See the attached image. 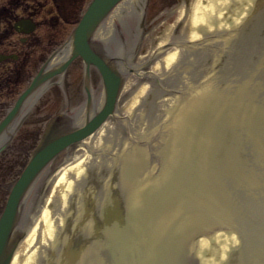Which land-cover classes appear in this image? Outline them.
<instances>
[{
	"label": "rangeland",
	"instance_id": "374dc122",
	"mask_svg": "<svg viewBox=\"0 0 264 264\" xmlns=\"http://www.w3.org/2000/svg\"><path fill=\"white\" fill-rule=\"evenodd\" d=\"M46 1L42 0L44 3ZM83 1L76 0L73 4L74 12L84 8L86 3ZM87 1L85 0V2ZM195 1L200 3L199 0L186 2L187 5H190L191 2L194 5ZM240 1L238 0L237 3L239 4ZM148 3L149 8L146 11L145 24L142 28L138 26L134 17H127L125 20L129 45L134 43L138 35L142 36L139 56L136 58L138 62L144 60L159 44L164 43L166 39L164 32L169 27L175 28L176 24L178 25V20H180L178 30L170 39H184L186 37L184 34L189 26L187 23L188 14L184 10V0H150V2L148 0ZM176 3L177 7L174 6ZM201 3L203 4L204 1ZM224 4L225 0H221L216 6L215 1L213 10L210 8L216 22L211 25V30H214V26L217 25L222 31H229L227 26L226 29L223 26L226 24L224 18L226 15H233L236 11L230 10ZM228 6L231 7V5ZM172 7H174V11ZM238 11H241L239 14L241 17L247 16V21H254L256 31L253 35L239 34L234 39L228 32L225 34L228 36V41L221 38L220 42L222 43L219 46H215L213 49L212 47H210L211 49L206 48L202 51L203 54H189L191 58L189 63L191 64L188 63V66H180L177 70L176 66L169 65L166 73L161 74L164 64H158V60L168 53V49L172 46L166 48V51L158 54L156 58L138 69V71H148L155 65L159 66L161 68L158 72L160 81L155 76H139L136 71L127 75V95L124 96L119 111L124 112L129 101L139 94L140 87L145 86L132 105V113H141L142 119L145 120L142 123L140 119H137L136 123L134 122L133 130L135 131L139 125L145 126L143 132H146L148 142L162 141L164 138L165 140L168 138L166 126L160 127L165 120L160 119L161 108L159 109V107H163L165 100L177 94V90L174 89L175 84L184 85L185 79L188 82L198 83L203 80L200 73L204 70H213L211 76L205 79L206 81L210 79L208 83L214 91L211 98L217 103L210 114L212 117L222 116L225 127L229 130L230 148L223 151L221 160L214 162L211 160L205 168L201 169L203 171H197L195 168L189 172L193 177L198 172L207 175V186L203 183L201 190L208 197H215L214 194L219 195L224 202L225 207L221 210L227 216L226 226L230 228V231L221 228L214 236L206 237L203 243L198 241L199 237L194 242H187L179 250L171 264H213L214 259L227 262V264H264V0H244ZM250 13L253 15L249 17ZM233 16L235 18V15ZM62 17L64 16L60 15V18ZM45 18L49 20V23L44 22V25H48V27L43 25ZM49 18L48 13L37 15L40 33L48 31L47 29H49V34L52 33L53 23ZM59 24L63 23L59 22ZM241 24L244 25V22ZM69 29L71 26L63 28L62 37ZM39 31L37 32L39 33ZM187 33L191 34L189 31ZM198 34L200 38L201 33ZM47 38L44 35L45 41ZM186 38L189 39V36ZM16 39L17 37L12 31L6 29V41ZM166 42L168 41L166 40ZM174 70L176 73L173 75L171 72ZM46 96V94L43 95L34 105L27 121L20 127L1 157L4 168L0 170V209L16 173L21 169L31 149L30 142L32 139L34 140L33 128L36 132L43 124V122L37 123L35 119L39 116L46 118V115L51 113V108H42L45 99H47ZM116 125L122 129L119 124ZM161 128L165 133H161ZM123 132L126 136L128 135L125 129ZM62 161L63 159L59 158L51 164L29 198L28 214L31 217L42 210H46L45 214L50 215L51 221L48 222L44 232L40 231V238L51 237L53 239L54 237L51 246L43 248V252L37 253L35 264H63L61 256L64 252L72 248L77 249L81 245L90 247L89 241L92 239L90 237L95 235L98 240L92 242L94 245L88 248L87 257L85 256V262L82 264H97L99 259L102 264H144L135 250H123L118 244L114 246L106 234L98 232L102 224L97 225L96 219L98 218L94 216L97 213L93 207L94 201L91 202L83 192L73 196L72 203L67 200L68 203L61 211L63 203L61 197L59 208L56 204L53 207L46 205L47 197L57 175L54 173V168L58 167ZM166 161V159L150 161L149 169L153 178L164 175V167L169 164ZM188 179L190 180V178ZM131 185L122 175L121 181L115 185L113 190L105 188L103 192L116 195L121 206L124 207L126 194ZM210 186L215 189V193L211 191ZM83 198H87V200ZM88 217L93 218V222L92 220L89 222ZM102 217L104 216L102 215ZM121 222L126 223L125 221ZM49 230H51V235L48 233ZM78 237L79 239L76 241ZM233 251L234 253H232Z\"/></svg>",
	"mask_w": 264,
	"mask_h": 264
},
{
	"label": "bare ground",
	"instance_id": "6f19581e",
	"mask_svg": "<svg viewBox=\"0 0 264 264\" xmlns=\"http://www.w3.org/2000/svg\"><path fill=\"white\" fill-rule=\"evenodd\" d=\"M199 1V4L193 6L191 19L187 17L189 26L184 35L189 36V39L177 43L183 47L167 48L168 53L158 60V64H164L161 74L166 73L169 65L176 66L177 70L180 66H188L191 64L189 54H203L202 51L206 48L213 49L219 46L222 43L221 38L228 41V36L225 35L228 32L234 39L239 34L246 36L248 30H242L241 23H247V16L241 17L239 15L241 11H238L244 0L239 4L238 0H225L224 6L236 11L233 14L235 18L233 15H226L224 18L226 24L223 26L225 29L227 26L228 32L222 31L217 25L214 26V30L210 29L213 23L216 24L212 12L214 2L216 1L217 6L221 0ZM201 1L204 3L202 4ZM144 3L145 0H121L95 35L97 45L109 54L112 53L119 65L130 63L129 60L124 61L118 57L125 46L124 20L126 16L133 15L141 19ZM251 15L253 14L250 13L248 16ZM188 31L191 34L187 33ZM198 33H201L200 38ZM167 49L161 48L160 52ZM139 65L132 64L131 67L138 68ZM160 70L161 68L155 65L148 71H137V75L159 77ZM212 72L213 70L202 71L200 74L203 80L198 83L188 82L185 79L184 85L175 84L174 89L177 90V94L165 100L163 107H159L160 119L165 120L160 127L165 125L168 131V138L166 140L162 138V141L148 142L146 132H143L145 126L139 125L134 131L132 123L128 120L132 115L128 112L135 99L145 89V86H141L139 94L129 101L125 110L127 112L117 115L121 127L129 126V134L122 135L111 122L105 121L82 141L81 146L86 147L87 151L60 169L52 186L53 195L51 194L47 201H50V198L58 201L61 197L62 202L65 203L68 195L66 193L70 194L71 188L82 190L79 186L84 176L87 173L88 175L95 173L97 178L100 177V181L97 179L95 182H90L83 189V194L93 202L100 195V189L97 190L100 184H104L110 190L112 184L117 185L123 175L132 184L126 195L125 207L122 211L116 195L105 194L102 208L105 207L110 221L103 226L101 234H106L110 241H115L113 245L118 244L123 250H135L144 264H171L187 242H194L199 237L198 241L203 243L206 237L214 236L221 228L230 231L226 226L227 216L221 210L225 207L224 202L219 195L208 197L201 190L203 183L207 186V175L198 172L193 177L189 172L195 168L197 171H203L201 169L211 160L220 161L223 151L230 148L229 130L225 127L223 117H212L210 114L217 103L211 98L214 91L208 83L210 79L207 81L205 79L210 77ZM175 73V70L171 72L173 75ZM157 79L160 81V78ZM81 115L82 110L74 112L72 121L77 123ZM131 119L133 122H136V119H140L142 123L145 121L141 113L139 115L136 113ZM161 133H165L162 128ZM159 159H166L169 164L164 167V175L153 178L149 164L150 161ZM210 189L215 193L213 187L210 186ZM45 212L46 210H43L39 214L38 219L39 217L40 219L34 226L35 229L30 231L26 250L18 251L11 264H18L21 260L24 261L22 264H35L37 253L43 252V248L53 244L54 237L40 239V231L44 232L47 219L50 221V217H46ZM87 220L91 222L92 219L88 217ZM121 220L126 223H122ZM51 230L48 232L50 235ZM96 239V236L92 237L89 241L90 247L94 245L92 242ZM90 247L81 245L77 249L72 248L64 252L61 257L66 259L65 264H82ZM213 261V264H227L219 259ZM97 264H102L100 259Z\"/></svg>",
	"mask_w": 264,
	"mask_h": 264
},
{
	"label": "water",
	"instance_id": "95a60500",
	"mask_svg": "<svg viewBox=\"0 0 264 264\" xmlns=\"http://www.w3.org/2000/svg\"><path fill=\"white\" fill-rule=\"evenodd\" d=\"M117 1L118 0H92L71 36V42L73 45L72 57L81 54L84 56L86 61L95 62L100 68L104 78H106L105 86L107 88V101L102 108V111L93 120L96 124L102 121L107 113L112 110L119 86L118 84L115 86V76L112 75L111 71L108 70V67L105 66L103 57L100 53H95L93 50L90 38L96 26L102 21L107 12ZM116 79L120 81L119 76H116ZM85 132L86 131L81 129L65 134L56 139H54V137L57 135L54 134H45L43 136L41 142L30 157V160L28 161L20 178L13 186L5 211L0 218V259L5 260L4 262L1 261L0 264L7 263L8 257L11 255L15 244L18 241V236L10 234V232L11 226L15 222L18 202L26 187L35 178L42 167L50 161L61 148H63L71 140L83 136ZM7 242L10 246L6 244Z\"/></svg>",
	"mask_w": 264,
	"mask_h": 264
},
{
	"label": "flooded vegetation",
	"instance_id": "af4514ba",
	"mask_svg": "<svg viewBox=\"0 0 264 264\" xmlns=\"http://www.w3.org/2000/svg\"><path fill=\"white\" fill-rule=\"evenodd\" d=\"M76 62L73 64L75 65L73 68H77L79 70H81L83 68V63L80 59L75 60ZM5 60H0V87H2V84H4V80H5V72H6V68H5ZM72 65V66H73ZM72 68L69 69V71L66 73L65 75V98L62 102L59 103V105H55V106H60V108H70L71 105H73L76 102V97L75 94H77V92H79L80 88H81V93L82 95L85 94V88H84V83H83V79L81 78L79 80V82L75 81L73 78V72H72ZM91 84L93 86V89L96 90L99 88L101 82H100V78L99 75L97 74V72L95 71L94 67H91ZM3 97V92H0V101L1 98ZM56 102H59L57 99L54 100ZM55 102V103H56ZM3 110V105L0 104V113ZM68 152H66L67 154ZM0 166H2V162L0 161Z\"/></svg>",
	"mask_w": 264,
	"mask_h": 264
}]
</instances>
